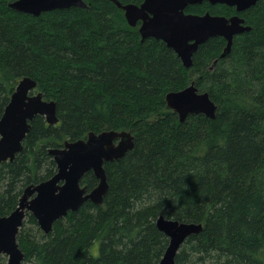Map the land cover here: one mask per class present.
<instances>
[{
  "label": "trees",
  "instance_id": "trees-1",
  "mask_svg": "<svg viewBox=\"0 0 264 264\" xmlns=\"http://www.w3.org/2000/svg\"><path fill=\"white\" fill-rule=\"evenodd\" d=\"M10 1L0 0V118L28 77L55 102L58 123L36 116L21 152L0 164V217L26 186L55 174L49 149L89 132L134 137L132 151L104 164L101 205L87 201L49 234L26 214L17 235L22 264H158L168 244L155 226L159 216L202 225L175 264H264V0L240 13L206 2L186 7L187 14L238 15L250 27L224 58V39H208L188 69L163 42L141 41L138 25L130 27L110 0L38 17L16 13ZM192 82L216 105L215 117L180 123L165 96ZM97 184L91 171L80 181L86 192Z\"/></svg>",
  "mask_w": 264,
  "mask_h": 264
},
{
  "label": "water",
  "instance_id": "water-1",
  "mask_svg": "<svg viewBox=\"0 0 264 264\" xmlns=\"http://www.w3.org/2000/svg\"><path fill=\"white\" fill-rule=\"evenodd\" d=\"M110 1L123 12L130 27L138 25L141 41L154 39L163 42L188 69L192 66L193 54L208 39H224L225 47L220 54V58H224L230 52L233 38L249 32L250 27L238 15L227 18L208 12L187 14L186 7L206 2L212 6L233 7L240 13L260 0H143L139 5ZM7 6L16 13L33 17L53 10L87 8L83 0H11ZM35 88L34 80L20 79L4 108L0 118V164L12 162L21 152L29 123L36 116L43 117L50 126L58 123L55 102L44 100ZM165 102L180 123L189 115L215 117L216 105L206 92H198L194 82L180 91L167 93ZM133 147L134 137L130 131L105 130L97 134L89 132L85 139L65 141L61 148L49 149L48 155L56 166L55 174L43 182L26 186L17 207L9 215L0 217V257L6 258L4 264L23 262L24 254L17 235L27 213L36 220L43 234H49L56 221L78 211L87 201L101 205L108 192L104 164L119 161ZM90 171L98 184L86 192L80 181ZM155 226L168 239L158 264H175V257L187 238L203 229L201 224L178 222L163 216L156 219Z\"/></svg>",
  "mask_w": 264,
  "mask_h": 264
},
{
  "label": "rangeland",
  "instance_id": "rangeland-1",
  "mask_svg": "<svg viewBox=\"0 0 264 264\" xmlns=\"http://www.w3.org/2000/svg\"><path fill=\"white\" fill-rule=\"evenodd\" d=\"M92 254L93 255H97L98 254V251H97V243H95L94 246H93V248H92ZM5 262H6V258H5Z\"/></svg>",
  "mask_w": 264,
  "mask_h": 264
}]
</instances>
